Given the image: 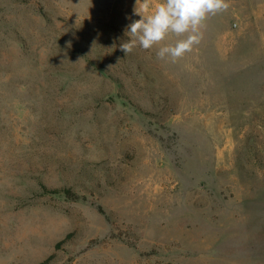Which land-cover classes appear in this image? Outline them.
I'll use <instances>...</instances> for the list:
<instances>
[{"label":"rangeland","instance_id":"1","mask_svg":"<svg viewBox=\"0 0 264 264\" xmlns=\"http://www.w3.org/2000/svg\"><path fill=\"white\" fill-rule=\"evenodd\" d=\"M228 2L173 63L120 51L136 0H0V264H264V0Z\"/></svg>","mask_w":264,"mask_h":264},{"label":"clouds","instance_id":"2","mask_svg":"<svg viewBox=\"0 0 264 264\" xmlns=\"http://www.w3.org/2000/svg\"><path fill=\"white\" fill-rule=\"evenodd\" d=\"M229 7L228 0H136L134 14L140 18L127 26L128 38L120 43V51L127 56L137 47L149 50L172 35L179 39L163 44L156 54L175 63L201 43L204 22Z\"/></svg>","mask_w":264,"mask_h":264},{"label":"trees","instance_id":"3","mask_svg":"<svg viewBox=\"0 0 264 264\" xmlns=\"http://www.w3.org/2000/svg\"><path fill=\"white\" fill-rule=\"evenodd\" d=\"M46 193L52 194V195H56V194H63L66 197L72 196L71 192L69 189H53V190H47L45 189ZM44 264V263H41Z\"/></svg>","mask_w":264,"mask_h":264}]
</instances>
